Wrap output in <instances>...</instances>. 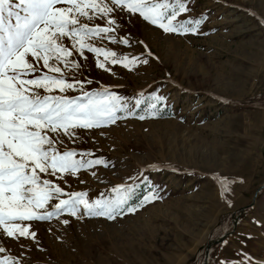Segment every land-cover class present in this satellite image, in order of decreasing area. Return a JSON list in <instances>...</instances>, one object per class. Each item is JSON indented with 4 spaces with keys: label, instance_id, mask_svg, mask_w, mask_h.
<instances>
[{
    "label": "rangeland",
    "instance_id": "374dc122",
    "mask_svg": "<svg viewBox=\"0 0 264 264\" xmlns=\"http://www.w3.org/2000/svg\"><path fill=\"white\" fill-rule=\"evenodd\" d=\"M188 3L191 12L181 18L207 17L195 35L165 34L137 14L126 16L117 34L129 45L96 41L118 56H139L146 46L155 57L147 65L130 71L108 63L105 71L92 53L79 60L80 78L94 82L86 90L102 84L129 98L155 90L168 97V111L80 130L78 141H66L70 149L103 157L108 167L82 169L77 177L85 183L69 177L65 191H87L94 199L138 177L136 197H142L147 185L140 170L148 169L144 175L161 186L162 198L114 221L65 214L68 225L56 218L32 222L35 239L17 242L0 233L6 249L0 258L22 264H244L250 257L264 264V25L257 19H264V0Z\"/></svg>",
    "mask_w": 264,
    "mask_h": 264
},
{
    "label": "snow or ice",
    "instance_id": "6c2138e0",
    "mask_svg": "<svg viewBox=\"0 0 264 264\" xmlns=\"http://www.w3.org/2000/svg\"><path fill=\"white\" fill-rule=\"evenodd\" d=\"M190 12L188 0H0V233L4 237L17 242L35 239L32 222L56 218L68 225V219H61L65 214L114 221L162 198L161 186L144 175L148 169L140 170L147 185L142 197H136L138 177H129L131 184L111 187L94 199L87 191H65L62 185L82 169L108 167L103 157L70 149L66 141H78L80 130L101 129L129 118L155 119L168 111V97L155 90L147 96L137 92L133 98L102 84L86 90L94 82L80 78L79 60L92 53L96 67L105 71L108 63L130 71L137 64L147 65L155 57L146 46L139 56H118L96 46V41L129 45V39L117 34L123 31L121 21L137 14L165 34L195 35L207 17L181 18ZM257 19L264 25V19ZM220 194L225 195L223 184ZM5 251L0 246V254ZM0 264L22 261L3 256ZM244 264L253 261L249 257Z\"/></svg>",
    "mask_w": 264,
    "mask_h": 264
},
{
    "label": "water",
    "instance_id": "95a60500",
    "mask_svg": "<svg viewBox=\"0 0 264 264\" xmlns=\"http://www.w3.org/2000/svg\"><path fill=\"white\" fill-rule=\"evenodd\" d=\"M212 245V243H209L208 246H207V249H209V247Z\"/></svg>",
    "mask_w": 264,
    "mask_h": 264
}]
</instances>
